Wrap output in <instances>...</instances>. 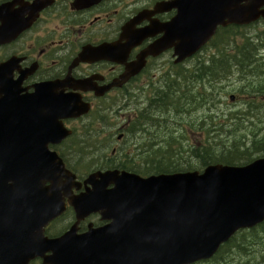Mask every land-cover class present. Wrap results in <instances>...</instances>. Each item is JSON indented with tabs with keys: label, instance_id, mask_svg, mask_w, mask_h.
I'll use <instances>...</instances> for the list:
<instances>
[{
	"label": "flooded vegetation",
	"instance_id": "obj_1",
	"mask_svg": "<svg viewBox=\"0 0 264 264\" xmlns=\"http://www.w3.org/2000/svg\"><path fill=\"white\" fill-rule=\"evenodd\" d=\"M237 6L241 7L242 2L0 0V95L8 91L29 95L43 87L45 98L53 104L61 106L68 97L74 100L72 106L80 103L88 106L86 115L60 121L76 137L82 138V131L90 127L94 133L87 137L100 140L101 147L114 137L116 144L131 142L140 135L152 141L155 135L151 131L161 127L162 118L156 113L158 110L162 113V90L176 91L180 77L203 75L205 81L209 62L223 59L225 46L237 42L227 38L228 30L241 28L229 22L233 20L232 8ZM203 27L210 35L205 47L175 63V47L193 43L195 28ZM156 45L169 48L159 52L153 48ZM212 46H219V53H205ZM236 100L233 96L231 102ZM156 144L157 140L150 148ZM58 148L63 147L60 144L55 147ZM146 149L137 148L140 156ZM116 151L112 146L110 161ZM83 190L82 186L79 192ZM110 218L111 215L107 220H102L99 214L86 216L73 235L63 241L62 248L76 249L77 243L92 231L109 226ZM75 224V215L70 213L50 225L45 236L64 237ZM93 242L101 252L87 259L91 258L93 264H111L105 252L114 251L109 245L113 243L112 236H98ZM50 256L46 253V257ZM79 262L76 255L63 256V264ZM41 263L38 258L30 262Z\"/></svg>",
	"mask_w": 264,
	"mask_h": 264
},
{
	"label": "water",
	"instance_id": "obj_2",
	"mask_svg": "<svg viewBox=\"0 0 264 264\" xmlns=\"http://www.w3.org/2000/svg\"><path fill=\"white\" fill-rule=\"evenodd\" d=\"M261 5L264 0H258ZM260 16L264 12H257L254 3L251 10L250 0L236 22ZM198 41L176 46V62L194 54L203 44ZM41 97L43 92L19 100L6 94L0 100V264H26L47 246L58 251L59 240L47 241L42 232L64 212L66 202L77 222L94 212L111 214L109 226L88 236H112L114 251L105 252L111 264L208 260L236 232L264 222V158L243 167L212 165L202 173L147 178L96 172L84 181L91 189L70 196L80 186L48 145L70 134L60 118H77L88 108L68 102L51 107ZM97 246L92 251L100 254Z\"/></svg>",
	"mask_w": 264,
	"mask_h": 264
},
{
	"label": "rangeland",
	"instance_id": "obj_3",
	"mask_svg": "<svg viewBox=\"0 0 264 264\" xmlns=\"http://www.w3.org/2000/svg\"><path fill=\"white\" fill-rule=\"evenodd\" d=\"M212 53V49L207 52L209 55ZM262 70L264 72V67ZM218 76L219 78L211 80L212 82L206 81L203 87L205 100L198 98L199 87L192 93L185 94L182 99L187 102H181L173 110L168 112L164 109L162 113L158 110L156 114L162 118L161 127L151 131L155 135L152 141L147 136L140 135L131 142L116 144L114 137L109 143L110 147L108 142H104L101 147L100 140L95 138L88 140V143L95 147L96 153L93 157L102 159L99 164L94 163L90 170L120 164L127 167L138 166L145 156L154 164H162L163 155L184 156L189 149L198 146L199 143L200 145L205 143L207 148L218 151L222 146L230 147L233 143L241 144L244 148V141L249 142L252 133L256 134L258 131L264 133V106L259 100L252 101L251 97L254 94L250 92L251 87L264 85V75L261 77L245 75L241 78L236 72L231 71L229 76L222 73ZM229 95L237 97L235 103H229ZM172 101L176 105L177 96ZM161 103L163 104V101ZM156 140V146L150 148V144ZM112 146H115L117 151L110 161ZM140 146L147 148L145 154L141 156L137 150ZM91 159L92 157H87L83 160V167L86 170L89 169ZM67 160L73 166L76 158L67 156ZM85 168H81L79 174L84 176L87 173ZM201 168L199 166V169ZM263 229L264 227L240 232L230 246L225 247L213 261L205 264H264V234L261 233Z\"/></svg>",
	"mask_w": 264,
	"mask_h": 264
},
{
	"label": "trees",
	"instance_id": "obj_4",
	"mask_svg": "<svg viewBox=\"0 0 264 264\" xmlns=\"http://www.w3.org/2000/svg\"><path fill=\"white\" fill-rule=\"evenodd\" d=\"M230 51L231 57L226 58L224 61L211 60L209 62L210 71L209 75L206 77L210 80V82L218 79V75L220 73H222L223 75H227L233 67H236L239 71H242L247 67L253 68V64L255 62L253 60V49L251 45H248L247 43H243L242 45H235ZM249 73L252 74V77L262 76V71L259 70V68H257L256 71L254 68V70H251ZM203 78V75H200V77L198 75H195L192 79L185 78L184 82L180 83L177 92L179 96L177 95L178 98L176 101V106L184 101L182 97L185 94L192 93L193 90H197L196 83L198 81H201V79ZM260 87L262 88L264 87V85L258 84L254 87V89ZM259 91L262 92L263 90ZM197 94L198 98L202 100L206 99V95L203 90L201 92L197 90ZM173 99V97L170 98V100ZM251 137L252 138L249 142L244 141V148L241 144L233 143L230 147L222 146L221 148H219V151L207 148L205 143H203V145H200L199 143V146H193L192 149H189V151L184 154V156H178L179 154H174V156L165 154L162 157V164H159L155 168H143L139 173L141 176L169 174L175 172L199 170V166L205 167L210 164L243 166L250 163L254 159L264 157V133H260V131H258L256 134L252 133ZM241 147L243 149H241ZM181 152L183 153L182 149ZM241 160L243 161L241 162ZM263 227L264 224L261 226V228ZM261 233L264 234V229L261 230Z\"/></svg>",
	"mask_w": 264,
	"mask_h": 264
}]
</instances>
